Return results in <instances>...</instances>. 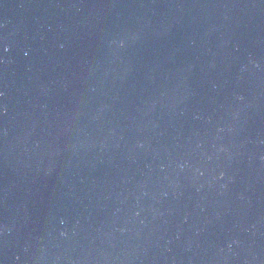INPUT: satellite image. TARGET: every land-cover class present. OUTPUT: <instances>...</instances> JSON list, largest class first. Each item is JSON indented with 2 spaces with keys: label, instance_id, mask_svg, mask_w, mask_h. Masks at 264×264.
<instances>
[{
  "label": "water",
  "instance_id": "95a60500",
  "mask_svg": "<svg viewBox=\"0 0 264 264\" xmlns=\"http://www.w3.org/2000/svg\"><path fill=\"white\" fill-rule=\"evenodd\" d=\"M0 264H264V0H0Z\"/></svg>",
  "mask_w": 264,
  "mask_h": 264
}]
</instances>
